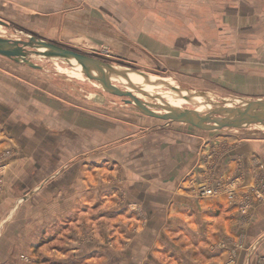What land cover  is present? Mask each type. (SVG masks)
Here are the masks:
<instances>
[{
  "label": "rangeland",
  "instance_id": "rangeland-1",
  "mask_svg": "<svg viewBox=\"0 0 264 264\" xmlns=\"http://www.w3.org/2000/svg\"><path fill=\"white\" fill-rule=\"evenodd\" d=\"M184 3L191 6L190 12L168 4L164 5V12L165 15H172V11L185 12L186 17L159 20V25L164 31L169 29L176 33L174 36L166 35L165 47L180 48L185 41L190 45L189 52L160 51L163 45L153 46L151 36L138 34V27L149 30L155 23L150 18V10L144 5L142 11L148 13L142 17L137 14L136 19H127L126 35H119L118 32L111 34L110 42L97 45L88 42V37L84 41L66 36L53 39L54 44L137 76V73H142L154 81H163L182 94L204 93L211 95L215 102L229 100L235 101L234 105L239 103L238 99L264 100V18L241 21L244 27H247L246 22L253 24L250 27L254 28L256 35L245 34L246 29L239 30L244 35H231L232 31L236 32V29L230 28L236 26V20L230 26V19L222 21L217 17L219 13L233 12L228 7L236 6L234 2L184 0ZM134 6L128 5L131 9ZM237 7L244 15L257 12L264 17V3L252 4L242 0ZM15 14L10 0H0V21L7 24L6 27L0 25V37L27 41L34 36L45 40L41 37L43 35L26 28L24 21L14 20ZM119 30L116 27V31ZM236 39L239 51L232 50ZM30 61L41 69H32L0 56V192L5 185L3 175L9 157L11 163L13 160L16 162L10 163V167H14L11 171H15L17 176L24 172L30 174L34 182L40 180V185L32 184V188L48 186L58 174L59 169L54 164L57 161L62 164L61 172L77 175L81 172L84 175L95 173L93 185L88 191L94 197L92 205L88 208L82 206L78 212L85 218L81 223L83 225L80 224L81 230L71 233V228L79 225L75 221L76 214L64 217L58 227L62 238L57 244H50L49 248L52 250L57 246L62 255L67 254L77 247L84 249L87 237L89 241L93 238L100 245H106L103 250L96 244L94 253L92 251L88 255L81 250L77 259L68 260L61 256L45 259L43 256L33 264H128V260L119 262V258L127 250V243L134 240L145 245L152 242L153 246L159 242L158 251L146 250L145 264H157L152 259H156L158 264H168L166 206L160 216L158 213L155 215L154 226H150L155 209L151 202L158 201L160 204L161 200H165L167 205L172 197V192L167 191L170 187L179 195L190 192L196 198L214 197L221 192L228 202L239 204L242 210L251 202L246 186L247 172L241 169L239 163L226 180L222 175L214 178L215 169L220 167L221 170L219 158L232 151L237 144L263 142V126L204 132L185 123L152 119L126 104L124 99L107 94L98 83L86 79L82 73L83 78L75 75V67L68 62L37 56H31ZM110 80L120 90L129 91L148 104L161 105L159 99L141 93L148 92L142 90L147 84L143 78V84L136 85V88L133 85L132 91L125 79L117 76ZM149 92L159 94L161 98L166 92L176 94L163 85ZM9 93L10 102H7ZM195 98L199 99V96ZM7 103H10V111ZM180 108L191 110L194 107ZM151 110L163 113L153 107ZM9 138L10 146L6 145ZM28 145L34 146L29 148L30 165L20 160V156L28 152L25 148ZM19 160L21 162L17 164ZM202 164L209 167L206 172L198 170ZM28 166L33 168L31 172H25ZM254 166L258 175H255V201L262 202L264 178L258 173L262 165ZM196 170L198 176L194 175ZM26 196L21 195V201L29 198ZM77 221L80 223L81 219ZM157 221L160 222L159 228L156 227ZM86 224L90 225V231L84 228ZM5 229V224L0 225V241L3 242ZM53 229L48 228V234H52ZM46 239L52 240L54 236ZM241 247L246 254V248ZM104 252H111L110 256L106 258ZM24 256L15 260L16 264H27L29 259ZM178 262L181 264L182 260L179 258Z\"/></svg>",
  "mask_w": 264,
  "mask_h": 264
},
{
  "label": "crops",
  "instance_id": "crops-1",
  "mask_svg": "<svg viewBox=\"0 0 264 264\" xmlns=\"http://www.w3.org/2000/svg\"><path fill=\"white\" fill-rule=\"evenodd\" d=\"M231 1L236 6L229 5L228 10L233 12L219 13L217 18L222 21L230 19V26L232 21L236 20L235 27L229 26L231 30L236 29V32L232 31L231 35H244V32L239 31L243 29H246L245 34L247 35H256L254 28L250 27L253 24L246 22L247 27H244L241 21L260 20L264 17L257 12H247L244 15L237 7L242 0ZM247 1L252 4L264 3V0ZM165 4L173 5L175 8L179 7V9L188 12L191 11V6H186L184 0H10V7L17 13L14 20L24 21L23 25L26 28L30 27L29 29L43 35L41 37L45 41L54 43L53 39L66 36L77 37L78 40L86 41L85 39L88 37V42L97 45L110 42L109 36L111 37V34L115 35L116 32L119 35H126L127 19L132 17L136 19L138 18L137 14L142 17V15L148 13L142 11L144 5L150 10V18L155 23L154 25L151 24L153 26L149 30L144 29L142 26L138 27L140 32L138 34L151 36L153 46L163 45L160 51L189 52L191 50L190 45L185 41L180 48L175 46L171 48L170 45L165 47L166 35L174 36L176 33L170 32L169 29L164 31L165 29L159 25V20L186 17L185 12L177 11H172V15H165ZM128 5L135 6L131 9ZM211 18H213V15ZM110 26L114 30H111ZM116 27L120 30L116 31ZM202 27H205V25H202ZM221 31L222 29L219 30V32ZM169 43L170 41H168ZM174 44H176V41H174ZM233 46L235 48L232 50H240L238 39L234 40ZM213 50H216V48ZM181 58L185 59L184 56ZM6 101L10 102V93ZM6 105L10 111V103ZM29 110L28 108L27 111ZM8 131L10 134V129ZM7 141L6 145L10 146V138ZM33 147L31 145L25 146L28 152H24L25 155L20 156V160L22 159L24 164H31V151L29 148ZM20 160L17 161V164L21 162ZM14 161L11 163L10 157L8 158L3 175L5 185L1 187L0 192V225H6L5 241H0V264H16L15 260L23 255H25V259H29L27 264H33L36 263L37 258L43 256H45V259H57L61 256L72 260L78 258L81 250L87 252L85 255L92 253V251L94 253V248L99 243L97 241L96 243V239L93 238L89 241V237H87L89 242L83 243L84 247L82 248L84 249L77 247L63 255V252L60 253L57 250V246L51 248L52 250L49 246L60 242L59 238H62V236L59 235L58 227L64 217H68V215L75 216L76 214L78 217H75L76 220H74L79 225L72 227L71 233H79L81 230L79 228L83 225L81 223L85 218L81 217L82 215H79L78 212L80 207L88 208L92 205L91 202L94 197L88 191L90 186L93 185L95 173L87 172L84 175L81 172L77 175L61 172L62 164L57 161L54 164L57 165L56 169H59L58 174L50 181L48 186L32 188V184L33 186L40 185V180L34 182V180H31L30 174L24 172L17 176L15 171H11L14 167H10V163H16ZM218 162L221 165V170L220 167H218V170L215 169L214 178L222 175L226 180L230 171H233L237 166V163L243 171L245 170L244 172H247L246 186L247 192L252 197L251 202L245 210H242L239 204L228 202L223 193L214 197L196 198L191 196L190 192H185L186 195H179L174 192V188L170 187L167 191L168 193L172 192V197L167 205L164 204L165 200H161L160 204L158 201L151 202L155 209L152 211V221L150 220V227H153V222L156 219L155 215L158 213V216H160V213L165 211L166 206V226L169 235L167 237L168 254H166L168 264H179V258L182 260L181 264H264V201L257 202L254 196L257 190V188L254 189L257 184L255 164L262 165V170L258 173L262 174L264 178V141L239 143L232 151L220 157ZM197 166H200V164ZM206 168L209 167L202 164L198 170L206 172ZM32 169L28 166L25 172H31ZM194 175L198 176L197 170ZM118 185L121 186V183H118ZM25 194L29 198L21 201L20 196ZM78 219H81L80 223L77 221ZM156 227H160V222L156 223ZM48 228H54L51 231L52 234H48ZM84 228L88 231L91 229L89 224H86ZM52 236H54V239L46 241L47 237ZM1 244L6 246L3 247ZM100 244L98 245L99 248L104 250L106 245ZM158 244L159 242L153 246L151 242L145 245L144 242L135 240L132 243H127V250L124 251L122 258L120 256L119 262L128 260L130 262L128 264H145L147 256H144V254L146 250L158 251ZM241 245L246 248V254L242 251L243 248H240ZM110 253L104 252L103 254L108 258ZM48 254H51V257ZM114 259L117 261V258ZM109 260L111 261V258ZM152 260L158 264L156 259Z\"/></svg>",
  "mask_w": 264,
  "mask_h": 264
},
{
  "label": "water",
  "instance_id": "water-1",
  "mask_svg": "<svg viewBox=\"0 0 264 264\" xmlns=\"http://www.w3.org/2000/svg\"><path fill=\"white\" fill-rule=\"evenodd\" d=\"M1 26H7L6 23L0 21ZM0 56L12 60L17 64H24L32 69L39 70L41 67L30 61L31 56L43 57L48 59H61L69 62L76 67L90 81L98 83L104 92L119 98H126V104L134 106L141 114L146 117L188 124L198 130L204 132L220 131L223 129H240L251 126L264 127V100L248 101L239 99L240 103L226 107L225 101L213 102L206 98L204 93H188L182 92L170 86L168 83L157 80L156 85L164 86L173 91L178 96L190 101L195 96L203 97L204 103L211 108L204 113L194 112L189 109L170 107L165 101H162L159 94H147L153 99H159L161 105H149L144 101L136 98L129 91H122L114 84L108 81L109 76L124 77L129 72L104 63L92 57L80 54L76 51L58 46L54 43L38 39L34 36L28 38L27 41L10 40L0 37ZM140 75L145 83L150 82V78L142 73ZM127 80V78H126ZM129 82V81H128ZM136 88V86H135ZM155 106V107H154ZM166 111L167 113H155L151 108Z\"/></svg>",
  "mask_w": 264,
  "mask_h": 264
},
{
  "label": "bare ground",
  "instance_id": "bare-ground-1",
  "mask_svg": "<svg viewBox=\"0 0 264 264\" xmlns=\"http://www.w3.org/2000/svg\"><path fill=\"white\" fill-rule=\"evenodd\" d=\"M69 63V62H68ZM70 65L72 66V67H75V69H77L78 71H79V69H78V67H76L75 65H73V64H71L70 63ZM71 69H73V68H71ZM75 69H73V73L75 74V75H77L78 77H80V78H83L82 77V74H80L81 72L79 71H76ZM76 76V77H77ZM115 77H117V76H114V75H112V76H109L107 79H108V81L110 82V83H112V81L110 80L111 78L113 79V78H115ZM126 78H127V80H126ZM122 79H125V81H127V83L129 84V87L131 88V91H132V88H134L133 87V85H142L143 83H142V78H141V76L139 75V76H137L136 74H134V73H127L126 75H125V78L124 77H121V80ZM129 81V82H128ZM138 82V83H137ZM149 83H156V82H154V80L153 79H150V82ZM113 84V83H112ZM145 84V83H144ZM158 87V85H156V84H145L143 87L144 88H142V90H145V91H148V92H143V91H141V93L142 94H145V93H147V94H150L151 92H149V90H151L152 88H154V87ZM126 87H128V86H126ZM129 87H128V89H129ZM183 95H185V94H183ZM136 98H138V97H136ZM162 98H163V101H165L170 107H173V108H180L181 106H188V105H192V107H194V108H191V111H194V112H199V113H204L205 111H207L208 109H210L211 107L210 106H207L206 104H203L204 103V99H203V97H200L199 96V99L198 98H195V97H193L192 99H190V101H188V100H185V99H183L182 97H180V96H176V94H169V93H163V95H162ZM206 98L208 99V100H210V101H213V102H215L214 101V98L210 95H207L206 96ZM122 99H124V101H127L128 99H126V98H122ZM239 100V99H238ZM143 101V100H142ZM225 101V105L224 106H226V107H231V106H234V104H232V103H234L233 101L231 102V101H229V100H224ZM144 103H146L145 101H144ZM239 103H240V100H239ZM146 104H148V103H146ZM149 105H152V104H149ZM184 109V108H183ZM163 111V110H162ZM155 112V111H154ZM155 113H157V112H155ZM163 113H167L166 111H163ZM260 126V125H259Z\"/></svg>",
  "mask_w": 264,
  "mask_h": 264
},
{
  "label": "built area",
  "instance_id": "built-area-1",
  "mask_svg": "<svg viewBox=\"0 0 264 264\" xmlns=\"http://www.w3.org/2000/svg\"><path fill=\"white\" fill-rule=\"evenodd\" d=\"M229 193L231 192V191H228ZM221 193V192H220ZM229 193H228V195L227 196H229ZM230 197V196H229Z\"/></svg>",
  "mask_w": 264,
  "mask_h": 264
}]
</instances>
